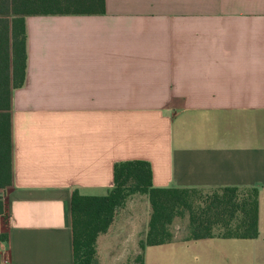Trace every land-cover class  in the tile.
<instances>
[{
	"label": "crops",
	"instance_id": "crops-1",
	"mask_svg": "<svg viewBox=\"0 0 264 264\" xmlns=\"http://www.w3.org/2000/svg\"><path fill=\"white\" fill-rule=\"evenodd\" d=\"M25 25L0 264H75L73 194L108 195L115 164L138 160L155 188H257L259 235L142 251L135 195L145 220L115 218L98 264H264V0H105Z\"/></svg>",
	"mask_w": 264,
	"mask_h": 264
},
{
	"label": "trees",
	"instance_id": "trees-1",
	"mask_svg": "<svg viewBox=\"0 0 264 264\" xmlns=\"http://www.w3.org/2000/svg\"><path fill=\"white\" fill-rule=\"evenodd\" d=\"M105 11V0H0V191L12 185V93L23 86L27 68L25 18L33 15H88ZM135 195L149 199L148 231L141 240L159 246L174 240L173 225L186 220V239H255L259 235V190L224 187L155 188L149 162L122 161L114 166L108 195L73 194L71 216L75 264H98L97 240L107 233L116 213ZM6 208L0 195V222ZM8 234L0 233V245ZM134 264H144L143 253Z\"/></svg>",
	"mask_w": 264,
	"mask_h": 264
},
{
	"label": "rangeland",
	"instance_id": "rangeland-1",
	"mask_svg": "<svg viewBox=\"0 0 264 264\" xmlns=\"http://www.w3.org/2000/svg\"><path fill=\"white\" fill-rule=\"evenodd\" d=\"M213 190H206V192H210ZM3 192L0 191V195H2ZM124 216L127 217H138L141 220H145L147 216V201L145 197L140 196H134L131 197L125 206L121 208L115 215V218H122ZM7 218L8 215L5 213V215L1 218L0 222V233L4 234L6 232L7 228ZM114 218V219H115ZM173 233L178 236H186L187 235V222L186 220H177L175 224L173 225ZM139 256V255H138ZM136 256V257H138ZM135 257V258H136ZM135 259L131 260L129 264H134Z\"/></svg>",
	"mask_w": 264,
	"mask_h": 264
}]
</instances>
